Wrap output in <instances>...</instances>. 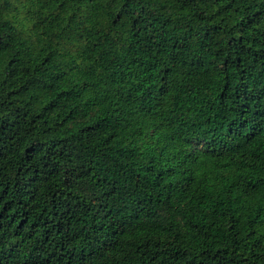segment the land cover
I'll return each instance as SVG.
<instances>
[{
	"label": "trees",
	"instance_id": "16d2710c",
	"mask_svg": "<svg viewBox=\"0 0 264 264\" xmlns=\"http://www.w3.org/2000/svg\"><path fill=\"white\" fill-rule=\"evenodd\" d=\"M0 264H264V0H0Z\"/></svg>",
	"mask_w": 264,
	"mask_h": 264
}]
</instances>
